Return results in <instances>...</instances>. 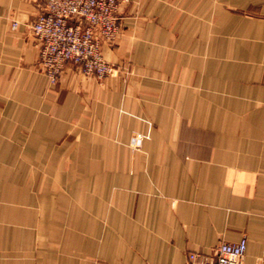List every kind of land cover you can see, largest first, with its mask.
Listing matches in <instances>:
<instances>
[{"label":"crops","instance_id":"obj_1","mask_svg":"<svg viewBox=\"0 0 264 264\" xmlns=\"http://www.w3.org/2000/svg\"><path fill=\"white\" fill-rule=\"evenodd\" d=\"M43 5L0 0V264H185L241 239L243 264H264V0H131L102 49L144 72L135 98L72 65L51 83L31 28ZM188 9L206 23L172 35ZM87 132L110 159L94 169L106 199L68 192Z\"/></svg>","mask_w":264,"mask_h":264},{"label":"built area","instance_id":"obj_2","mask_svg":"<svg viewBox=\"0 0 264 264\" xmlns=\"http://www.w3.org/2000/svg\"><path fill=\"white\" fill-rule=\"evenodd\" d=\"M130 1L44 0L31 28L39 43V64L52 83L69 65L99 79L114 73L102 55V44L117 40L121 13ZM246 251V239L221 242L211 254L188 253L185 264H243Z\"/></svg>","mask_w":264,"mask_h":264},{"label":"rangeland","instance_id":"obj_3","mask_svg":"<svg viewBox=\"0 0 264 264\" xmlns=\"http://www.w3.org/2000/svg\"><path fill=\"white\" fill-rule=\"evenodd\" d=\"M186 21H188L189 23L192 22L195 24H198V23L202 24L203 22L206 23V12L191 11L188 9L187 11L185 10L184 12L179 13L178 25H177V27H174L172 29V32H173L172 35H185L186 31L188 30V27L186 25H184L186 23ZM121 24H122V19H121ZM207 30L208 29H206V27L205 28H203L202 26L196 27L194 29V36L208 35L209 33ZM120 34H121V32H119V36H120ZM214 34L217 35V32L216 33H213V31L210 32V35H214ZM196 38L197 37H195V39ZM106 44L111 45L110 43H106ZM101 51H102V55L105 58V60L110 65L113 66L114 73L112 75L105 77V78H102V79H99L97 77L92 76V79H94L95 81H97L100 84H103L110 79H114L113 81H116L117 83H119L121 85H126V87H128V88H125V90L123 92L125 95L131 94L134 98L137 97L139 95L138 85L142 82V80L144 78V72H143V75L137 73L135 65L131 61H129L128 59L121 60V61L114 63L111 60H109L107 57H105V55L103 53V49H101ZM79 72H80V70H79ZM82 75H84V74H82ZM84 76H86V75H84ZM89 77H91V76H89ZM59 80H60V78L58 79V81ZM57 82H55V83H57ZM51 83H52V81H51ZM210 95H211L212 99H218V93H212ZM90 116L91 115L84 113V117H83V119H85L84 121L89 122L90 118H91ZM88 135H89L88 132L83 133L84 139L82 140V146H83V151L85 153L84 156H82V168H83V170L81 172H73L74 177L72 176V179L73 180L76 179L77 182L75 183V185H73L72 189L68 188V192L70 190H72V194H73V196H75V197H71L70 199H95V197L97 199H106L107 190H109L111 193V189L107 188L108 187L107 186V173L94 170L96 168L104 167L105 164L107 163V161L110 159H109V157H106V156L90 155L91 151H93L92 148L97 147L98 143L96 141L95 144H93V142L91 140H86L85 138H88ZM147 138H148L147 135H144L143 133H139V132L134 131L131 134V137L127 143V147H129L133 151L140 152L143 149L144 142ZM137 140H140V143H136L135 141H137ZM79 142H80V138H78L76 140L73 137V139L68 140L67 143L71 144V146L75 147V144L79 143ZM111 142L112 141L105 140V141H99V144H102L101 147H108V146H111V144H110ZM118 142L119 141H116V143H118ZM65 159H66V162L68 164L72 163L71 161H73V157H70V156L65 157ZM67 176H68V180L70 181L71 176H70L69 172L67 173ZM78 181L81 182V185H82L81 194L79 192L80 183ZM97 191H98V194H97ZM112 191L117 193L119 190L116 188H114V189L112 188Z\"/></svg>","mask_w":264,"mask_h":264}]
</instances>
